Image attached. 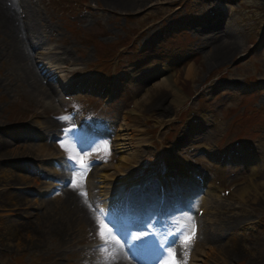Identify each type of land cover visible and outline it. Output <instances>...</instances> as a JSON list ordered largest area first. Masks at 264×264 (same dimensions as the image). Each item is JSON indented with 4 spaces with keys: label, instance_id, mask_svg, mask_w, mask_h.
<instances>
[{
    "label": "rangeland",
    "instance_id": "1",
    "mask_svg": "<svg viewBox=\"0 0 264 264\" xmlns=\"http://www.w3.org/2000/svg\"><path fill=\"white\" fill-rule=\"evenodd\" d=\"M18 2L41 18L38 46L47 57L44 82L51 84L55 96L38 94L14 61L0 56V141L8 150L0 155V264L53 261L59 243L49 235L38 241L36 228L46 205L48 218L56 221L51 202L68 175L79 179L94 201L101 229L105 213L112 219L116 211L119 219L138 220L131 230L134 235L154 234L148 247L133 246L139 259H154L153 264H264V189L259 184L264 183V0H138V5L128 7L109 0ZM225 31L241 45L229 59L211 62L215 45L227 42ZM5 34L0 27V52L8 40ZM111 57L112 62L102 60ZM156 61L164 71L154 74L151 67L134 77ZM191 63L196 72L187 78L185 69ZM171 75L179 79L183 101L172 105V94L166 92L151 99H167L164 102L139 109L136 102L145 91ZM86 78L108 81L115 94L107 98L89 90ZM127 113L134 116V126L119 132ZM192 119L197 123L194 129L189 125ZM72 129L76 139L86 143V154L73 132L69 134ZM119 133L128 137L116 139ZM138 147L134 159L115 167ZM71 153L78 159L75 163L67 159ZM81 155L84 168L78 164ZM90 157L104 161L89 164ZM177 164L190 177L181 188L173 186L163 210L153 211L157 199L149 201L143 188L129 192L130 207L115 200L131 183H142ZM103 170L117 176H107L103 184ZM58 211L64 212L60 205ZM62 216L59 213L57 219ZM186 216L202 230L223 232L230 220L235 221L245 255L228 261L218 246L199 242L179 251L171 246V254L161 261L160 245L168 247L172 239L183 238L180 218ZM117 227L126 249L128 238L123 239L121 225ZM137 228L142 231H133ZM77 234L61 248L66 251L59 256L61 263L111 264L108 254L118 251L120 244L106 243L102 251L97 231L92 236ZM104 236L113 239L107 229Z\"/></svg>",
    "mask_w": 264,
    "mask_h": 264
},
{
    "label": "bare ground",
    "instance_id": "2",
    "mask_svg": "<svg viewBox=\"0 0 264 264\" xmlns=\"http://www.w3.org/2000/svg\"><path fill=\"white\" fill-rule=\"evenodd\" d=\"M112 4H117L119 6L128 7L134 4L138 5V0H109ZM22 3V2H21ZM18 2V0H0V27L3 28L5 31V35H7L8 40L5 43L6 47L4 50H1L0 56L1 58L5 59L8 58V60L14 61L15 66L18 67L21 76L23 75V79L28 82L31 88H33L35 91L38 92V94H42V96H47L53 98L54 92L51 84L44 82L45 76H46V64L43 61L44 59H47L44 54L39 53L40 47L38 46L40 35L43 34V24L41 23V18L38 14H36L34 11L28 9L26 6L25 9H23L22 4ZM35 14V15H34ZM40 23V27L37 26ZM37 25V26H36ZM226 40L227 42H223V40L218 42V45L216 46V49L214 50V57H211L210 61L214 63H220L227 59H229L232 54L236 51H238V48L241 44L236 42L234 38L231 36L230 32L225 31ZM222 42V43H221ZM8 47V48H7ZM5 51V55L3 56ZM38 52V56H36L35 53ZM38 58H41V61H38ZM156 62H152L147 64L146 66L140 68L134 73V77H142L143 72L148 71L151 67H154L152 69L154 71V74H159L160 71H164L165 68L161 64ZM50 64V62H49ZM196 65L194 63L189 64L185 71L187 78H191L194 73L196 72ZM50 72L53 73V70H50ZM174 73V72H173ZM167 76V74H165ZM179 76V75H178ZM174 75H171L167 78H164L163 80H159L156 83L152 84L142 95V97L137 100L136 104L138 108L147 107V104L153 105L154 103L158 104L161 103L160 101H165L167 99L158 100V101H152L153 96L155 94H162L164 93H170L172 94V100L171 104L176 105V103L182 102L185 96L181 92L179 88V79H174ZM106 85H103V88H105ZM157 106V105H156ZM159 109H162L164 107H156ZM133 111V110H132ZM198 116H193V118H197ZM59 118H62V115L59 114ZM125 121H123V124L119 127V132H124V130H129L134 126V116L132 113L125 114ZM198 121V119H197ZM189 125L192 129H194L197 126L196 120L192 119L189 122ZM64 128V127H62ZM134 132V131H133ZM122 135H125V137H128L127 133H119L116 139H121ZM133 138V136L131 137ZM127 139V138H125ZM5 141H0V155L1 157L6 154L8 151L4 147ZM125 144V143H124ZM143 143L141 144V146ZM139 151V147L137 149L132 150L131 152H128L126 155L123 156L122 162L115 165L116 168H121L122 165L125 166L127 161L132 160L136 157L137 152ZM68 157H72L73 160L76 162L78 161L77 157L74 154H69ZM67 157V159H68ZM69 160V159H68ZM90 160L92 161L93 158L90 157ZM70 161V160H69ZM95 162L97 160L95 159ZM80 164V163H79ZM176 167V166H175ZM178 172L182 173V175H186L190 177V174L185 171V169L182 166H177ZM96 170L95 167L92 168V174ZM104 173L100 175L103 179L101 183H106V177H112L114 175H111L107 170H103ZM91 174V175H92ZM117 176V175H115ZM114 176V177H115ZM63 180H66L67 182H63ZM75 180V186L70 185L69 181ZM181 180V177L179 178ZM61 181V180H60ZM62 183H65V186L63 190H61L60 194L57 196L56 199H54L51 202V208H52V217L53 219H56V221L53 222L52 219L48 218L49 215V205H46L44 213L42 215H39L40 220H38L39 225L36 228V235H38L39 240L38 241H44L45 235L52 236L57 240V243H59V246L56 251H54L53 255V261L49 260L47 264H63L60 260V255L62 254L65 249H61L64 247H67V243L70 241V239L78 235L77 233L79 231L84 232L86 235H89L92 231L98 232V230H101V218L100 216L95 212V209L88 203V197L86 196V189L81 184L79 179H75L74 175H68L65 178H62ZM132 184V183H131ZM262 189H264V183L263 180L261 183ZM180 187L183 186V182L179 181ZM83 186V187H82ZM142 187V186H141ZM156 188V186H154ZM154 187H149L150 190H147L146 194H148L146 197L148 199H151L153 202V197L151 196H158L159 189L154 190ZM165 187V185H164ZM138 186H126L125 191L123 193V199H125V204L130 205L131 198L129 197V192L136 193L138 190ZM168 192L171 194L170 190H174L172 182H168L167 185ZM245 189H242L243 193ZM161 192V191H160ZM248 193V192H247ZM156 194V195H155ZM161 196L163 197V192H161ZM164 194H168L166 191V187L164 189ZM250 195H254L253 192L249 193ZM1 200V199H0ZM161 201V200H160ZM169 200L164 202V204L168 203ZM58 205L63 208L64 212L58 211ZM130 207V206H129ZM126 208V207H125ZM160 208V204L157 208V210ZM119 212V210H117ZM59 213H63V216L57 219V216ZM46 222L50 225L46 226ZM230 225L228 227L225 226L223 232L220 230H212L211 228L209 230H202L199 228V225L194 223V218L191 219V216H186L180 218V225L184 226L185 233H183V238L179 241L177 238L172 239L170 243V247L173 248L175 251H179L184 249V247L189 245H196L199 242H204L206 244H209V246L215 245L218 246L219 250L225 256V259L228 261L232 260H238L239 258L243 257L244 250H243V241L241 238H238L237 234L235 233V221H229ZM99 225V227H98ZM138 225V224H137ZM193 227L195 229V238L194 242H190L185 237H191L193 233ZM45 228H49V230H44ZM16 230H19L18 234L22 235L21 231L22 229L20 227L16 228ZM14 233V232H13ZM91 235V234H90ZM96 233L93 234V237H95ZM92 236V235H91ZM228 238L230 242H226L223 239ZM87 240V238H85ZM224 241V244L222 243ZM41 243V242H39ZM118 247V251L115 253L109 252L108 256L111 260V264H153V260L147 261L143 259H139L137 257H134L129 254V252L123 248V251L121 250L120 246ZM211 248V247H210ZM101 249V246L100 248ZM102 250V249H101ZM107 250V245L104 244L103 250ZM66 252V251H65ZM171 253H169L170 255ZM111 256V257H110ZM173 256H171L172 258ZM108 259V261H110ZM172 260V259H171ZM170 260V262H171Z\"/></svg>",
    "mask_w": 264,
    "mask_h": 264
},
{
    "label": "snow or ice",
    "instance_id": "3",
    "mask_svg": "<svg viewBox=\"0 0 264 264\" xmlns=\"http://www.w3.org/2000/svg\"><path fill=\"white\" fill-rule=\"evenodd\" d=\"M63 119V118H62ZM76 129H72L70 130V135L72 132H75ZM75 143L77 144L78 147H80V150L82 153H87L88 152V147L86 146V143L81 139V140H76L75 137H73ZM68 159L70 161H72L73 163H75V161L73 160L72 157H68ZM80 164H84L85 161V157L84 155L80 156L79 159ZM95 162V158H93L92 163ZM70 185L75 186V180H70L69 181ZM103 211V210H102ZM109 215L110 213H105L104 215V219L106 221V223L103 225V229H101L100 231H98V235L100 236L101 240H102V245H101V249L103 250V246L106 243H113V244H120V240L118 239L120 236V230L117 227L116 223H113L112 219H109ZM99 227V225H98ZM104 229H107L113 239L111 241L105 240V236H104ZM133 231H142V229H133ZM128 240L124 241V243H130V247H129V251H132L133 246L138 247V248H146L148 247L151 243H153L151 237L154 235L153 233H151L150 231H146L144 232V235L142 236H136L132 234V231L128 232ZM186 239H188L190 242H194V238H195V229L193 227V233L191 237H185ZM121 246V250L123 251V244H120ZM161 250L164 253V256L160 258L161 261H163L168 255H169V251H170V246L166 247L165 244H161L160 245ZM159 264V262H158ZM173 264H175V262H173Z\"/></svg>",
    "mask_w": 264,
    "mask_h": 264
}]
</instances>
